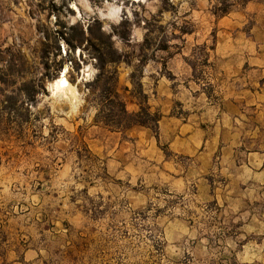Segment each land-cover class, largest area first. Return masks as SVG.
Wrapping results in <instances>:
<instances>
[{
  "label": "rangeland",
  "instance_id": "obj_1",
  "mask_svg": "<svg viewBox=\"0 0 264 264\" xmlns=\"http://www.w3.org/2000/svg\"><path fill=\"white\" fill-rule=\"evenodd\" d=\"M107 37L120 59L104 76L127 110L137 84L151 113L169 88L171 113L197 128L244 89L214 68L262 51L264 0H0V264H264L259 182L235 188L218 152L199 175L196 154L168 151L159 129L94 121ZM65 66L77 94L53 102Z\"/></svg>",
  "mask_w": 264,
  "mask_h": 264
},
{
  "label": "crops",
  "instance_id": "obj_2",
  "mask_svg": "<svg viewBox=\"0 0 264 264\" xmlns=\"http://www.w3.org/2000/svg\"><path fill=\"white\" fill-rule=\"evenodd\" d=\"M261 50L254 53L250 50L238 58L228 53L222 57L223 63L215 64L214 71L219 79L238 80L244 89L229 94L222 106L217 107L213 118H208L206 112L199 113L197 128L171 113L172 92L169 88L165 90L164 98L159 102L154 99V103H162L158 129L164 136L168 151L182 156L196 154V163L191 168L198 170L199 175L200 171L207 173L210 170L212 158L218 152L220 171L230 183L237 184L235 188L248 184L250 188L245 192H252L254 189L251 188L259 182L255 188L264 196V81L261 80L264 77V48ZM242 102L251 105L252 110L235 108V103L241 105ZM225 104H228L227 108ZM213 130L215 136L211 135ZM246 134L252 137L248 141L245 140ZM246 142L249 147L245 146ZM244 149L247 152L242 153L240 157L243 158L235 162L239 151ZM224 155L227 157L223 159Z\"/></svg>",
  "mask_w": 264,
  "mask_h": 264
},
{
  "label": "trees",
  "instance_id": "obj_3",
  "mask_svg": "<svg viewBox=\"0 0 264 264\" xmlns=\"http://www.w3.org/2000/svg\"><path fill=\"white\" fill-rule=\"evenodd\" d=\"M219 14L224 15L227 12L225 8H219ZM107 53L98 54L99 72L92 82L91 86L100 84L101 92L98 102V109L95 114L94 121L108 127L111 131L124 133L134 126L148 127L151 129L154 137L158 139V123L162 115L158 111L149 112L147 106V96L143 93L142 87L137 84L138 92L141 98L136 102L138 109L129 111L126 108L125 101L116 92V80L104 76V66L107 63H118L120 54L113 47L110 38L107 37Z\"/></svg>",
  "mask_w": 264,
  "mask_h": 264
},
{
  "label": "bare ground",
  "instance_id": "obj_4",
  "mask_svg": "<svg viewBox=\"0 0 264 264\" xmlns=\"http://www.w3.org/2000/svg\"><path fill=\"white\" fill-rule=\"evenodd\" d=\"M67 69L68 68L66 66L63 67L60 70L59 75L48 83L50 98L53 100V102L59 101V99L66 98L67 94H69L70 101H72L77 94L75 86L73 84H70L67 80V77L65 75ZM91 73L92 72L90 70V66H83L82 72L79 73L77 81L82 82L83 80L85 81L89 79Z\"/></svg>",
  "mask_w": 264,
  "mask_h": 264
},
{
  "label": "water",
  "instance_id": "obj_5",
  "mask_svg": "<svg viewBox=\"0 0 264 264\" xmlns=\"http://www.w3.org/2000/svg\"><path fill=\"white\" fill-rule=\"evenodd\" d=\"M82 82H84V80Z\"/></svg>",
  "mask_w": 264,
  "mask_h": 264
}]
</instances>
